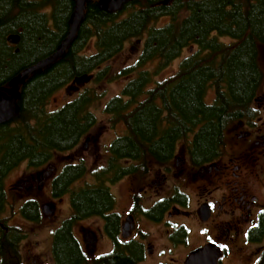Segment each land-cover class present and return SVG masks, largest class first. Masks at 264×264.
Masks as SVG:
<instances>
[{"label": "trees", "instance_id": "obj_1", "mask_svg": "<svg viewBox=\"0 0 264 264\" xmlns=\"http://www.w3.org/2000/svg\"><path fill=\"white\" fill-rule=\"evenodd\" d=\"M74 10L73 0H0V88L57 51ZM85 16L66 55L26 79L19 113L0 125V209L8 200V173L22 162L44 165L54 153L78 145L97 124L92 105L104 92L96 85L129 78L105 104L109 122L125 127L111 142L106 166L82 186L75 185L88 173L84 163L65 167L54 180V196L70 194L73 211L55 230L52 252L53 264H138L139 246L126 244L87 260L74 227L89 216L113 218L106 215L115 204L107 181L131 169L143 172L168 163L180 145L188 147L192 162L208 160L222 149L229 126L255 111L253 100L264 86V0H130L114 12L93 0ZM14 33L20 35L18 45L8 42ZM141 38L134 64L117 72L104 66L127 42ZM90 45L93 52L87 51ZM186 50L177 71L156 80ZM91 77L92 86L60 108H49L62 87ZM127 159L134 165L127 167ZM37 204L28 201L22 215L40 222ZM3 231L0 258L22 264L26 229L17 225Z\"/></svg>", "mask_w": 264, "mask_h": 264}, {"label": "flooded vegetation", "instance_id": "obj_2", "mask_svg": "<svg viewBox=\"0 0 264 264\" xmlns=\"http://www.w3.org/2000/svg\"><path fill=\"white\" fill-rule=\"evenodd\" d=\"M252 108L255 110L253 113L234 121L229 126L225 143L214 157L200 163L192 162L188 147L180 145L168 163L153 164L143 172L133 173L131 169L129 172L121 173L115 180L107 181V186L109 188L111 186L110 190H113V184H117L122 179H128L129 204L120 210L116 195L111 190L115 204L113 210L106 214L113 215L111 220H108L106 216L97 215L82 218L77 222L78 224L86 219L97 217L102 221V226L98 228L100 239H108L112 244L111 250L94 251L93 247L99 241L98 235L93 230L84 228L82 238H79L75 233L76 224L74 234L82 245L87 260L91 261L112 253L117 245L126 244L129 247L138 245L141 250L138 264H148V255L153 253L154 248L151 246L152 242L143 233L142 222H151L162 226L165 247L168 242L171 244L168 247L171 252L174 248L185 252L179 251L176 257H166L168 250L162 248L159 251L161 258L157 259L155 264H185L193 250L210 243L217 244L222 251L218 259L219 264H264V96L260 94L255 96ZM79 144L61 152L67 153ZM110 145L111 143L108 144V155ZM23 163L25 162L21 164ZM26 163L29 165L28 162ZM82 163L87 165L85 160L67 163L53 176L55 167L47 162L36 167L40 169L38 178L52 177L53 194L54 180L65 167ZM21 164L15 166L7 176L15 172ZM124 164L130 167L134 165V162L127 159ZM45 166L48 169H44ZM187 179L192 181L190 189H196L194 192L186 187ZM170 182L176 184L172 186L171 191L164 192ZM177 182L183 183L184 187ZM22 183L27 184L26 181ZM32 184L27 186L34 187ZM5 185L8 200L4 203V208L0 209V239L3 230L8 231L11 227L21 226L15 220L17 213L24 217L22 206L28 201L38 202L36 210L41 220L46 210L50 212L55 210V205L50 207L48 203H42L35 198L24 199L17 210V197L13 203L9 197L10 191L6 180ZM17 185L22 187V184L19 185L16 182V187L14 185L12 189L17 190ZM62 196L55 197L53 194L52 197L62 200ZM71 214L63 218L61 222L70 218ZM59 226L54 229V232ZM191 236L196 237L197 244L189 250V247L185 246L189 244ZM52 248L53 244L51 246L53 264ZM0 264H17V261L11 258L4 260L0 258Z\"/></svg>", "mask_w": 264, "mask_h": 264}, {"label": "rangeland", "instance_id": "obj_3", "mask_svg": "<svg viewBox=\"0 0 264 264\" xmlns=\"http://www.w3.org/2000/svg\"><path fill=\"white\" fill-rule=\"evenodd\" d=\"M144 39H134L125 45L124 50L117 57L106 63L104 66L108 65L112 70L119 71L121 68L128 65H132L136 62L139 57L141 50L143 48ZM93 48L90 45L87 51H92ZM189 53L186 50L181 58L174 60L168 66L160 70L158 75H156V80H163L167 77L173 75L179 66L181 59ZM151 68L153 64L149 65ZM129 78H118L112 81L104 80L103 83L97 84L96 89L98 91L104 92V95L97 99L92 105V110L97 115V124L95 127L87 134L85 138L80 142L79 146L71 151L66 152H56L50 161V164L55 167V172L53 171V176L57 174L61 168L70 162H78L80 160H85L88 165V174L86 178L80 180L76 183V187L85 184L86 182L94 181L93 173L95 170L102 168L108 158V144L112 142L117 135L123 134L125 132V127L123 124H117L113 126L109 122V115L105 112V104L113 96L119 94L122 88L128 83ZM85 84V85H84ZM89 85H93L92 77L86 80L84 83L78 84V86H65L58 90L52 97L49 108L54 110L60 108L69 100L75 98L81 90ZM260 95L264 96V86L260 91ZM211 95L209 98H212ZM44 169H48L46 166ZM40 169L36 167H30L26 162L17 167V170L11 175L6 177V184L10 191V200L14 203V199L17 197V210L24 199L35 198L40 200L42 203H48L49 206L55 205V210L50 212L46 210L44 216L40 222H29L24 217L17 213L16 222L17 224L23 226L27 231V237L22 242V264H52L51 256V246L53 244V232L54 229L60 225L63 218L68 217L71 214L72 208L70 203V194H65L61 197L62 200L58 198H53L51 190V179L52 177L41 176L43 178H38V172ZM35 177V179L33 178ZM19 181V182H18ZM26 181L27 184L22 183ZM16 182L21 185H17V190L12 189ZM186 187L191 188V183L189 179L186 181ZM34 183V185L32 184ZM184 187L183 183L177 182ZM32 184L34 187L29 188L27 185ZM176 183L170 182L168 188L164 192L171 191ZM42 187L40 188V186ZM113 192L117 198V204L120 210H123L129 204V188L128 179H122L117 184H113ZM173 186V187H172ZM111 188V186H110ZM191 192L196 189H190ZM190 192V191H189ZM50 206V207H51ZM102 226V221L97 217H92L78 223L75 227V233L79 238H82V231L85 229L93 230L99 237V229ZM142 230L147 239L152 242L154 251L152 254L148 255L147 263L155 264L157 259L161 258L159 251L162 248L168 250L166 257L177 256L179 251L174 248L171 252L170 245L167 242V246L163 244V228L162 226L153 224L151 222H142ZM197 244V239L190 237V242L187 246L189 250ZM94 251L104 252L112 249V244L108 239H100L93 247ZM188 251L187 249H185ZM184 252V251H183ZM185 253V252H184Z\"/></svg>", "mask_w": 264, "mask_h": 264}, {"label": "water", "instance_id": "obj_4", "mask_svg": "<svg viewBox=\"0 0 264 264\" xmlns=\"http://www.w3.org/2000/svg\"><path fill=\"white\" fill-rule=\"evenodd\" d=\"M75 10L70 19V31L68 36L61 42L57 51L46 58L41 59L36 64L28 67L23 73L13 78L8 87L0 88V125L7 123L19 113V100L21 99V85L26 79L35 73H42L44 69H49L60 58L66 55L67 49L72 45L77 37V32L81 23L85 20V7L93 0H73ZM127 0H99L101 9L114 12L119 10ZM8 42L13 45L20 43V35L17 33L8 36ZM222 251L217 244L210 243L193 250L187 257L185 264H219L218 259Z\"/></svg>", "mask_w": 264, "mask_h": 264}, {"label": "bare ground", "instance_id": "obj_5", "mask_svg": "<svg viewBox=\"0 0 264 264\" xmlns=\"http://www.w3.org/2000/svg\"><path fill=\"white\" fill-rule=\"evenodd\" d=\"M226 147V146H225Z\"/></svg>", "mask_w": 264, "mask_h": 264}]
</instances>
